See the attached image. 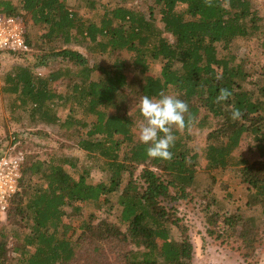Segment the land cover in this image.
Segmentation results:
<instances>
[{
  "label": "trees",
  "instance_id": "obj_1",
  "mask_svg": "<svg viewBox=\"0 0 264 264\" xmlns=\"http://www.w3.org/2000/svg\"><path fill=\"white\" fill-rule=\"evenodd\" d=\"M68 1L0 0V14L24 18L39 32L31 41L24 29L25 42L40 53L34 64L2 76L0 96L12 100L40 142L48 134L39 126L57 127L71 141L45 159L26 158L21 188L6 212L10 230L0 229V264H9V254L14 264H102L109 254L116 264H193L194 246L175 205L196 185L200 158L208 172H235L251 191L248 206L264 214V15L252 0H139L145 11L128 6L135 0L113 6L78 0L84 17ZM252 40L260 50L257 67L233 53ZM153 65L159 75L149 74ZM221 89L229 95L218 101ZM162 92L188 106L185 127L172 128L169 159L148 157L138 138L141 97ZM68 106L62 118L59 107ZM206 129L207 144L197 152L192 133ZM243 146L247 154L234 157ZM95 173L102 177L97 183ZM114 195L115 220L95 223L89 214L78 226L72 222ZM216 205L213 197L202 209L208 235L237 234L252 251L255 218L220 220Z\"/></svg>",
  "mask_w": 264,
  "mask_h": 264
},
{
  "label": "rangeland",
  "instance_id": "obj_2",
  "mask_svg": "<svg viewBox=\"0 0 264 264\" xmlns=\"http://www.w3.org/2000/svg\"><path fill=\"white\" fill-rule=\"evenodd\" d=\"M102 4L113 6L116 0H99ZM146 4H150V0H143ZM139 0L131 1L128 6L133 8H141L146 10V5ZM254 6L262 11L264 15V0H252ZM68 6L71 10L79 12L82 16L88 17L87 10L85 11L84 3L78 0H69ZM27 33L30 34V39L33 41L39 32L31 25L26 24V20L21 18ZM72 48L78 50L87 58H91L84 49V47L72 45ZM233 53L240 58H250L255 66L260 60V50L257 42L241 41L238 47H235ZM40 53L30 48V51L24 55L12 54L8 52L0 53V79L12 67L17 65H28L36 62L37 55ZM99 61H106V56H96ZM251 61V62H252ZM57 63H51L50 67L56 66ZM253 66V65H252ZM248 68H252L250 65ZM49 69H39L40 74H45ZM150 75H159V66L153 65L149 72ZM1 85V84H0ZM12 100L8 96H0V154L6 152L11 147H16L24 152L26 158L32 157L33 159H45L48 153L59 146L71 145L69 138H66V133L57 127L39 126L38 130H42L48 134L45 141L40 142L39 138L34 135V129L25 127L27 119L23 115L21 117L20 111L14 110L11 106ZM68 107H59L61 117L64 118L68 113ZM21 119V120H19ZM210 130L206 129L203 132L195 131L192 133V145L197 152L207 144V138ZM139 135V132H138ZM236 152L234 157L237 158L246 155L247 148ZM75 156L80 157L81 153L74 151ZM250 161L253 156H250ZM205 161L200 158L197 168V182L194 188L189 192L190 195L187 199L181 200L176 203L177 215L182 219L183 224L186 226L190 235L192 244L194 246V260L193 264H264V214L259 208L248 206L251 202V191L244 186L240 185L238 175L232 170H214L208 172L205 169ZM102 177L99 173L94 174L95 183L99 182ZM105 180V178L103 179ZM217 200L216 213L220 220L225 216L240 215L243 218H255V225L252 229V235L257 234L252 251L245 250L244 244L235 236L227 235V238L216 239V236H209L207 233L206 217L203 214V208L212 199ZM110 204L104 206L102 209L96 207L85 208L80 215L73 217L72 222L78 226L83 220H86L89 214L95 217V223L99 220L108 218L115 220L119 214V207L117 205L116 195L110 196ZM219 205V206H218ZM218 206V207H217ZM70 212V207H66ZM212 211L209 214H213ZM215 214V213H214ZM65 220V219H64ZM246 227L249 228V223L245 222ZM4 228L5 231L10 230V224L6 216L0 217V229ZM239 230V228H238ZM178 234L175 232V236ZM11 245V244H10ZM242 249V250H241ZM241 250V251H240ZM249 253L246 258L242 254ZM9 264H14L13 258L15 255L9 254ZM102 264H116L114 255L109 254V258L104 259Z\"/></svg>",
  "mask_w": 264,
  "mask_h": 264
},
{
  "label": "clouds",
  "instance_id": "obj_3",
  "mask_svg": "<svg viewBox=\"0 0 264 264\" xmlns=\"http://www.w3.org/2000/svg\"><path fill=\"white\" fill-rule=\"evenodd\" d=\"M229 95L221 89L217 100H224ZM187 104L176 96L164 94L157 98L143 96L139 101V112L143 122L139 127V141L146 146V155L150 158L169 159L170 147L175 142L172 128L185 127ZM240 116L239 110L232 112L233 118Z\"/></svg>",
  "mask_w": 264,
  "mask_h": 264
},
{
  "label": "built area",
  "instance_id": "obj_4",
  "mask_svg": "<svg viewBox=\"0 0 264 264\" xmlns=\"http://www.w3.org/2000/svg\"><path fill=\"white\" fill-rule=\"evenodd\" d=\"M21 19L0 14V52L28 53ZM26 156L16 147L9 148L0 158V217L6 216L11 199L22 185Z\"/></svg>",
  "mask_w": 264,
  "mask_h": 264
}]
</instances>
